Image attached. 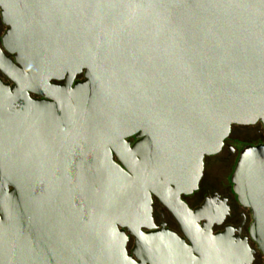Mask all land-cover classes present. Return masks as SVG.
<instances>
[{
    "label": "water",
    "instance_id": "95a60500",
    "mask_svg": "<svg viewBox=\"0 0 264 264\" xmlns=\"http://www.w3.org/2000/svg\"><path fill=\"white\" fill-rule=\"evenodd\" d=\"M0 8V70L13 83L0 78V264H228L194 255L208 237L181 195L233 125L264 127V0ZM233 183L264 253V143L242 150ZM153 196L193 247L144 231Z\"/></svg>",
    "mask_w": 264,
    "mask_h": 264
},
{
    "label": "flooded vegetation",
    "instance_id": "af4514ba",
    "mask_svg": "<svg viewBox=\"0 0 264 264\" xmlns=\"http://www.w3.org/2000/svg\"><path fill=\"white\" fill-rule=\"evenodd\" d=\"M8 29V25L3 21L0 8V47L2 48L3 38ZM7 54L14 59V55ZM0 78L13 85L1 70ZM83 78L84 76L77 80ZM55 82L65 83V81ZM31 97L38 100L44 99L43 96L33 93ZM237 127L238 129L235 130ZM250 130L256 135H264V127L260 122L251 125H233L230 136L225 140L222 149L216 154L205 157L203 175L198 187L188 194L181 195V199L197 218L199 232L208 237L207 245L198 246L197 251H194L197 257H200V253L204 250H208L223 263L264 264V253L251 234L252 212L239 201L233 183V174L242 150L248 145L264 143V137L252 142L243 139V135L252 133ZM131 141L133 144L136 138H131ZM208 212L212 215L209 216ZM152 217V229L144 231L169 230L177 233L184 238L185 243L193 247V243L184 232V227L156 196H153ZM129 237L127 250L135 257L133 251L136 248V239L130 234Z\"/></svg>",
    "mask_w": 264,
    "mask_h": 264
}]
</instances>
